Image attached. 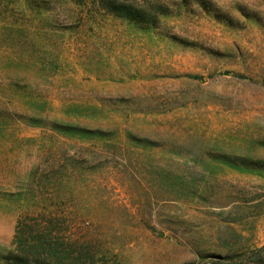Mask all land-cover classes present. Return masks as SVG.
I'll return each mask as SVG.
<instances>
[{"label": "rangeland", "instance_id": "374dc122", "mask_svg": "<svg viewBox=\"0 0 264 264\" xmlns=\"http://www.w3.org/2000/svg\"><path fill=\"white\" fill-rule=\"evenodd\" d=\"M147 1L0 0V252L24 214L97 264L264 246V0Z\"/></svg>", "mask_w": 264, "mask_h": 264}, {"label": "trees", "instance_id": "16d2710c", "mask_svg": "<svg viewBox=\"0 0 264 264\" xmlns=\"http://www.w3.org/2000/svg\"><path fill=\"white\" fill-rule=\"evenodd\" d=\"M101 7L114 16L126 19L141 27L158 23L167 8L158 3L141 5V0H99ZM202 79L200 75H188ZM68 218L59 215H21L16 223L15 234L8 249L0 252L3 264H97L88 250L77 253L66 245L62 226ZM86 243V242H84ZM218 257H222L221 254ZM250 264H264V246L252 251L247 259ZM238 264V263H236Z\"/></svg>", "mask_w": 264, "mask_h": 264}]
</instances>
